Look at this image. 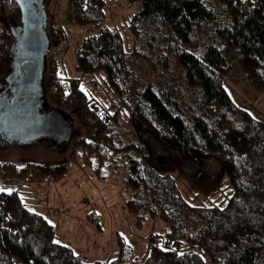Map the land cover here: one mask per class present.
<instances>
[{"label":"trees","instance_id":"1","mask_svg":"<svg viewBox=\"0 0 264 264\" xmlns=\"http://www.w3.org/2000/svg\"><path fill=\"white\" fill-rule=\"evenodd\" d=\"M114 1L65 2V20L88 31L75 43L81 77L61 78L58 60L48 57L43 86L58 107L73 108L86 135L76 137L65 162L1 160L0 177L45 183L77 165L112 174L130 215L146 211L167 225L136 264H264V122L223 86L236 61L250 87L264 91V0H126L138 8L121 27L107 24L104 7ZM54 2L44 4L57 47L65 33L53 21ZM20 24L16 2L0 0V73ZM126 27L134 42L127 51ZM88 76L91 90L102 77L105 94L84 88ZM170 169L218 191L221 201L193 204ZM20 192L0 191V264H127L121 257L86 261L56 243L54 225Z\"/></svg>","mask_w":264,"mask_h":264},{"label":"rangeland","instance_id":"2","mask_svg":"<svg viewBox=\"0 0 264 264\" xmlns=\"http://www.w3.org/2000/svg\"><path fill=\"white\" fill-rule=\"evenodd\" d=\"M65 2L66 0H63L60 4L62 10L60 16L56 14L55 2L52 9L53 21L56 25H59L62 19L65 21L59 26L65 33V39L61 45L52 46L50 41H53V38L49 33L47 17L45 30L50 47L48 57L58 60V74L61 78L71 79L82 76L76 70L75 43L88 31L84 28L80 29L73 21L65 20ZM104 8L107 24L121 27L129 21L130 15L136 11L138 4H130L126 0H115L109 2ZM124 29L122 38L127 51L131 49L134 42L127 27ZM12 31L15 34L14 30ZM15 35L9 44V57L3 64L5 72L0 73V77L7 73L14 63V55L17 52ZM61 48L64 49L61 57L56 58L54 52ZM48 57L45 59L46 68L42 73L43 84L48 75ZM137 61L138 67H136L142 76L140 82H146L148 73L145 63L142 60ZM232 68V75L238 74V79L245 80L244 77L239 76H243L244 73L236 61L232 62ZM88 80H90L89 76L83 79V86L88 92L95 91L100 96L105 94L106 85L102 77H98V86L93 90L90 89L92 86ZM228 81L227 79L225 83L223 82V86L225 84L233 100L242 103L241 97L236 95L235 87H230ZM51 87L53 88V85ZM51 92L52 89L46 91L41 105L40 134L32 135V137L25 136L22 144L0 142V161L23 166L27 162L55 164L69 159L74 140L76 137L86 135V132L73 108L58 107L49 98ZM40 135L42 139H36ZM170 173L176 178L179 191L193 204L210 206L213 202L221 201L218 191L214 193L201 190L202 186L198 188L197 185H192L191 181L180 175L177 169H170ZM21 183L20 179L0 177L1 189L9 191L13 187L21 188V198L28 207L39 212L54 225L56 229L54 239L68 245L76 253L82 254L86 261L94 259L104 261L121 257L124 263L136 264L147 253L148 245L154 241L160 242L167 230V225L160 217L152 218L146 211L141 210L137 215H130L124 201L123 185L115 181L112 174L106 171L104 176L99 177L89 165L73 167L67 176L60 180L26 183L24 186H21ZM152 236H155L154 240ZM206 264L211 262L206 259Z\"/></svg>","mask_w":264,"mask_h":264},{"label":"water","instance_id":"3","mask_svg":"<svg viewBox=\"0 0 264 264\" xmlns=\"http://www.w3.org/2000/svg\"><path fill=\"white\" fill-rule=\"evenodd\" d=\"M11 1L18 5L21 23L17 33L14 31L16 35L12 33L13 37L16 36L17 45L12 63L16 68L13 80L16 90L8 95L0 92V132L24 138L40 134V109L46 94L42 73L46 68L45 59L50 47L45 30L46 11L43 0ZM9 87L4 89L7 91ZM39 138L42 139V136L36 139ZM205 179L207 182L208 179ZM216 179L214 177L213 180Z\"/></svg>","mask_w":264,"mask_h":264},{"label":"crops","instance_id":"4","mask_svg":"<svg viewBox=\"0 0 264 264\" xmlns=\"http://www.w3.org/2000/svg\"><path fill=\"white\" fill-rule=\"evenodd\" d=\"M231 73H233V70L226 75L224 83L228 79V84L230 85V87H235L234 90L236 91V95L241 97L243 101L242 103H240L233 100L230 91L226 89L224 84V88L226 91H228L231 100L235 101L234 103L238 107L240 106L245 110L251 112V114L255 118L264 122V92L257 94L248 84L246 78L244 77V74L243 76L239 75L241 76V78H245V80H241L237 78L238 74L232 75Z\"/></svg>","mask_w":264,"mask_h":264},{"label":"flooded vegetation","instance_id":"5","mask_svg":"<svg viewBox=\"0 0 264 264\" xmlns=\"http://www.w3.org/2000/svg\"><path fill=\"white\" fill-rule=\"evenodd\" d=\"M12 68L8 69L7 73H5L2 77H0V92L6 93V95L11 94L13 91H15L16 84L13 82L16 76V68L13 67V64L11 66ZM10 86L8 90L6 91L4 88L7 86ZM0 93V94H1ZM7 139L10 143H17L22 144L24 138L23 137H14L13 135H7L5 133L0 132V140ZM1 142V141H0ZM205 182V181H204Z\"/></svg>","mask_w":264,"mask_h":264},{"label":"built area","instance_id":"6","mask_svg":"<svg viewBox=\"0 0 264 264\" xmlns=\"http://www.w3.org/2000/svg\"><path fill=\"white\" fill-rule=\"evenodd\" d=\"M63 3V0H55V4H56V9H55V11H56V14L57 15H61L62 14V10H61V8H60V4H62ZM60 19H62V18H60ZM65 23V21L62 19V20H60V23H59V26H60V24H64ZM64 49H58L56 52H54V54H55V57L56 58H60L61 57V53H62V51H63ZM59 84V83H58ZM58 84H55L56 86H58ZM13 188H15V187H13ZM13 188H11V190H13Z\"/></svg>","mask_w":264,"mask_h":264},{"label":"snow or ice","instance_id":"7","mask_svg":"<svg viewBox=\"0 0 264 264\" xmlns=\"http://www.w3.org/2000/svg\"><path fill=\"white\" fill-rule=\"evenodd\" d=\"M0 191H3V189H0ZM56 243H59L58 241H56Z\"/></svg>","mask_w":264,"mask_h":264}]
</instances>
